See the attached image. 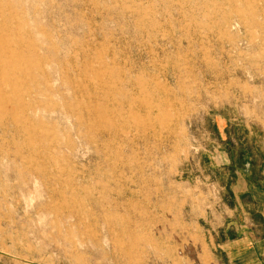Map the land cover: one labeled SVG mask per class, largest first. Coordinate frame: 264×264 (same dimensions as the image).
Segmentation results:
<instances>
[{
    "label": "rangeland",
    "instance_id": "rangeland-1",
    "mask_svg": "<svg viewBox=\"0 0 264 264\" xmlns=\"http://www.w3.org/2000/svg\"><path fill=\"white\" fill-rule=\"evenodd\" d=\"M263 137L264 0H0V264H229Z\"/></svg>",
    "mask_w": 264,
    "mask_h": 264
},
{
    "label": "crops",
    "instance_id": "crops-1",
    "mask_svg": "<svg viewBox=\"0 0 264 264\" xmlns=\"http://www.w3.org/2000/svg\"><path fill=\"white\" fill-rule=\"evenodd\" d=\"M249 155L242 152L241 164L237 156H228L233 166L234 179L228 190L233 206L223 205L218 231L226 238L221 246L229 264H264V161Z\"/></svg>",
    "mask_w": 264,
    "mask_h": 264
}]
</instances>
